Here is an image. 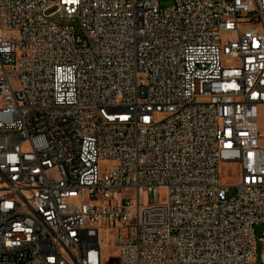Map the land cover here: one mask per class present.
Returning a JSON list of instances; mask_svg holds the SVG:
<instances>
[{"label": "built area", "instance_id": "obj_1", "mask_svg": "<svg viewBox=\"0 0 264 264\" xmlns=\"http://www.w3.org/2000/svg\"><path fill=\"white\" fill-rule=\"evenodd\" d=\"M173 1L0 0V264H264V0Z\"/></svg>", "mask_w": 264, "mask_h": 264}, {"label": "rangeland", "instance_id": "obj_2", "mask_svg": "<svg viewBox=\"0 0 264 264\" xmlns=\"http://www.w3.org/2000/svg\"><path fill=\"white\" fill-rule=\"evenodd\" d=\"M173 0H160V4L163 6H170L173 5ZM54 11V10H53ZM53 11H50L48 14H51ZM50 23H56L58 25H72L75 27V29L79 30V20L78 18H73V19H67L65 17H62L61 14H56L53 15L49 18ZM261 129H264V113L261 114ZM220 173V182L222 185L225 186H230V185H235L236 182L239 180V175L235 167L226 164L222 165L219 169ZM235 194V189L231 188L230 193L228 194V197L231 198ZM135 201H137L136 196L134 197ZM256 237L257 239L264 238V225H260L256 227ZM110 238V245H113L114 239L112 236H109ZM263 246L260 241H257L256 243V262H260L263 257ZM104 264H118L117 261V253L116 251L109 247L107 248L105 259H104Z\"/></svg>", "mask_w": 264, "mask_h": 264}]
</instances>
